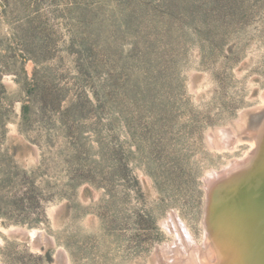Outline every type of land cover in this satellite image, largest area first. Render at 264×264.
I'll list each match as a JSON object with an SVG mask.
<instances>
[{
  "label": "rangeland",
  "instance_id": "obj_1",
  "mask_svg": "<svg viewBox=\"0 0 264 264\" xmlns=\"http://www.w3.org/2000/svg\"><path fill=\"white\" fill-rule=\"evenodd\" d=\"M263 93L264 0H0V264H156L174 212L202 242L250 149L208 134Z\"/></svg>",
  "mask_w": 264,
  "mask_h": 264
},
{
  "label": "bare ground",
  "instance_id": "obj_2",
  "mask_svg": "<svg viewBox=\"0 0 264 264\" xmlns=\"http://www.w3.org/2000/svg\"><path fill=\"white\" fill-rule=\"evenodd\" d=\"M207 139L211 148L222 153L234 154L244 144L250 145V149L220 169L206 173L202 242L197 241L186 222L174 212L164 221L172 240L157 247L153 261L156 264H264L255 238L258 206L246 196L259 192V197L263 195L260 179L264 176V102L241 110L234 124L212 130ZM11 233L28 238L41 251L56 246L55 239L42 229L14 228ZM55 264H71L65 250L59 248Z\"/></svg>",
  "mask_w": 264,
  "mask_h": 264
},
{
  "label": "water",
  "instance_id": "obj_3",
  "mask_svg": "<svg viewBox=\"0 0 264 264\" xmlns=\"http://www.w3.org/2000/svg\"><path fill=\"white\" fill-rule=\"evenodd\" d=\"M263 174H264V165H263ZM260 183L262 184V190H263V195L259 197V193H251L250 195H246L247 197L251 200H254L256 202L258 209L256 212V215L259 217L257 219V231H256V240H257V245L259 244V249L258 252L261 250L262 255L264 256V176L263 178L260 179ZM253 194V195H252ZM256 243V242H255ZM256 247V245H255ZM261 263V261H260Z\"/></svg>",
  "mask_w": 264,
  "mask_h": 264
}]
</instances>
